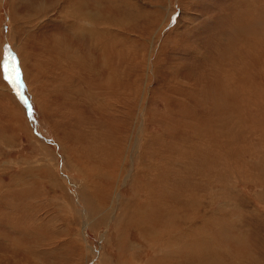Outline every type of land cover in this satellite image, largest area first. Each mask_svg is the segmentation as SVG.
Listing matches in <instances>:
<instances>
[{"label":"rangeland","instance_id":"374dc122","mask_svg":"<svg viewBox=\"0 0 264 264\" xmlns=\"http://www.w3.org/2000/svg\"><path fill=\"white\" fill-rule=\"evenodd\" d=\"M54 1L0 0V61L15 56L31 105L0 70V264H133L127 210L164 211L165 166L203 243L177 260L264 264V0H87L104 52Z\"/></svg>","mask_w":264,"mask_h":264},{"label":"bare ground","instance_id":"6f19581e","mask_svg":"<svg viewBox=\"0 0 264 264\" xmlns=\"http://www.w3.org/2000/svg\"><path fill=\"white\" fill-rule=\"evenodd\" d=\"M56 1V2H55ZM54 1V4H53V8L57 9L56 8V4L57 3H60V6H62V4L65 5L66 8H63V10L66 11V16H62L66 22V24L64 25L67 26L69 25V29L72 31V36L73 38L75 39H78V40H82L83 39V36L84 34L83 33H86L88 36H90L91 40H92V43H94L93 45L96 47V49L98 50H101L103 51V47L101 45V39L102 38V35L103 33H105L104 31H108V29L106 27H104V25L102 26L101 24H99L100 22H98L96 19H93L91 17V14H90V11L92 10H86L88 9V2L87 0H55ZM100 0H94V5L92 7H98L100 8ZM237 1V0H236ZM242 1V0H241ZM93 4V1H90ZM243 2V1H242ZM250 2V0H249ZM252 2V1H251ZM259 2V1H258ZM257 2V4H258ZM261 2V1H260ZM254 3V2H252ZM111 5V3H109ZM126 4V3H125ZM197 4V3H196ZM245 4V3H243ZM256 4V3H255ZM247 5V3H246ZM245 5V6H246ZM40 6V5H39ZM103 6V5H102ZM38 7V6H37ZM51 7V6H50ZM49 7V8H50ZM61 8V7H60ZM51 9V8H50ZM49 9V10H50ZM96 9V8H95ZM252 9V8H251ZM259 9V8H258ZM59 10V9H58ZM97 10V9H96ZM248 10V9H247ZM56 11V10H55ZM251 11V10H250ZM255 11V9H254ZM258 11V10H257ZM43 12V11H42ZM48 11L45 10V12H43L44 14H46ZM260 12V11H259ZM61 15L62 13H65V12H61ZM245 13V12H244ZM94 14V13H93ZM99 14V13H98ZM250 14H252V12H250ZM97 15V14H96ZM95 15V16H96ZM248 15V14H247ZM261 15V14H260ZM94 17V16H93ZM100 19H101V16H99ZM261 17V16H260ZM60 18V17H59ZM95 18V17H94ZM48 19V18H47ZM250 19V18H249ZM57 21V20H56ZM49 22V21H48ZM59 22V21H57ZM79 24V25H77ZM98 26V27H95ZM250 25V24H249ZM248 26V25H247ZM95 27V28H94ZM102 28V30L99 29ZM68 28V27H66ZM72 28V29H71ZM247 27L246 29H244V33H249L247 32ZM109 32V31H108ZM258 33V32H257ZM106 35V34H104ZM256 35V34H255ZM255 37V36H254ZM104 38V37H103ZM95 40V41H94ZM83 41V40H82ZM104 41V40H103ZM56 42V41H55ZM250 42V41H248ZM91 43V44H92ZM54 45V44H53ZM67 46V45H66ZM65 46V47H66ZM111 46V45H110ZM61 47V46H60ZM64 47V48H65ZM106 47V46H105ZM241 48L240 50H235L234 52H236L237 54H241V57H243L246 53V50L244 47H240ZM62 50V48L60 49ZM64 51V50H63ZM74 51V50H73ZM76 52V51H75ZM104 52V51H103ZM106 52V51H105ZM231 52V50H230ZM110 53V52H109ZM67 54V53H66ZM69 54V53H68ZM100 54V58L101 60L103 59L104 57V53ZM28 56V55H27ZM66 56V55H65ZM72 56V54H71ZM76 57V55H74ZM221 56V54H220ZM236 56V55H235ZM69 57V56H68ZM232 57V55H231ZM246 57V55H245ZM220 58V57H219ZM80 59V57H79ZM82 60V59H81ZM105 60V59H104ZM58 61V60H57ZM56 61V62H57ZM79 61V60H78ZM26 62V61H25ZM59 62V61H58ZM80 62V61H79ZM84 62V61H83ZM103 62V61H102ZM107 62V60H106ZM224 62V61H223ZM229 61H227L228 63ZM24 63V62H22ZM81 63V62H80ZM108 63V62H107ZM247 63V62H246ZM244 63V64H246ZM226 64V63H225ZM62 65V64H61ZM60 66V64H59ZM67 67V66H66ZM104 67V66H102ZM133 67V66H132ZM107 68V67H106ZM222 68V67H221ZM62 69V68H61ZM67 69V68H66ZM65 69V70H66ZM71 69V68H70ZM88 69V68H87ZM72 70V69H71ZM70 70V71H71ZM224 70H226L224 68ZM68 72V71H67ZM65 72V73H67ZM74 72V71H73ZM75 74V73H74ZM78 74V73H77ZM80 77V76H79ZM113 74L111 75V79H110V76H109V82H113ZM221 79V78H220ZM89 81V80H88ZM105 83V82H104ZM223 83H225L227 85V89H226V93L229 94V93H232V92H229V89L231 88L229 86L228 83L225 82V79H223ZM61 84V83H60ZM224 85V84H223ZM123 87V86H122ZM225 87V85H224ZM103 88H104V85H103ZM101 88V89H103ZM101 89H98V87L96 89L93 90V92H95V95L96 97H99L100 95V91ZM90 92V91H89ZM88 92V94H89ZM77 93V91H76ZM103 93V92H102ZM230 95V94H229ZM101 97V96H100ZM104 100V99H103ZM106 100V98H105ZM34 101V100H33ZM99 101V100H98ZM100 104H101V99H100ZM227 104V103H226ZM102 105V104H101ZM99 105V107L101 106ZM98 106V105H97ZM103 106V105H102ZM110 106V105H109ZM112 107V106H111ZM216 107V106H215ZM224 107V106H223ZM133 150V149H132ZM130 157V156H129ZM133 160V159H132ZM160 159H158L159 161ZM163 160V159H162ZM138 161V160H137ZM143 166L145 168H143ZM156 167V166H155ZM137 168V167H135ZM130 169V168H129ZM156 170H159L160 172L164 173V177L166 178V185L165 186H162L160 187L158 185L159 183V180H161V175H159V177H155L157 175H151L152 174V170H151V166L150 164L148 165H144V164H141L140 167L138 168V172H136V174H140V176L142 177V181H144V179H147V176L151 175L152 176V183H153V191L154 192H151L152 194L154 193V197L155 195L157 194L158 196V200L161 201L162 205L164 206V214L163 215V212L158 209V208H153L152 205L153 204V201L152 198L149 202H147L146 204H139L136 200H131V207L127 210L132 217H129V219H127V223L126 225L130 226L131 230H133L134 232H136V235H141V237L143 236L145 238V240L143 239V241H139V242H135V244L132 242L131 245L132 246H135V249H136V252H134L135 254L132 256V263L133 264H169L171 262L169 261H172L174 260V264H182V259H183V255L181 256V260H177L175 258V255H176V251H179V253H181L182 251L184 252V250H192L194 248V246L196 247V250L201 249V244L200 245V234L198 232V230H196V227L193 226V225H190V227H186L184 225V216L181 214L182 212V201L184 200L183 199V192H184V189L181 190V188H179V186H175L173 183H172V180H168L169 179V173L171 172L167 166L165 167H160V168H156ZM173 172V171H172ZM159 174V173H157ZM127 175V173L125 174V176ZM136 176V175H135ZM171 176V175H170ZM130 179V178H129ZM131 180V179H130ZM168 181V183H167ZM49 182V181H48ZM149 183V182H148ZM181 183V182H180ZM145 190H149L150 188V184H145ZM157 185L159 187H157ZM33 190V189H32ZM151 190H152V186H151ZM11 191V190H10ZM181 191V193H180ZM29 193V192H28ZM118 193V192H117ZM117 193L113 194V198L116 197V199H118V195ZM178 193V195H177ZM32 194V193H31ZM120 194V193H119ZM174 194H176L178 196V198H180V200H176L174 197ZM33 196V195H32ZM187 196V195H186ZM121 197V195H120ZM13 199V198H12ZM32 199V198H31ZM9 200V199H8ZM75 200V199H74ZM119 200V199H118ZM121 200V199H120ZM166 201H169V202H166ZM127 202V201H126ZM125 203V206L126 209L130 206L129 205V200H128V204ZM150 202L152 203V205L150 204ZM28 203V202H27ZM113 204V203H112ZM156 204V203H155ZM10 205V204H9ZM120 205V203H119ZM157 205V204H156ZM161 205V206H162ZM11 206V205H10ZM13 206V205H12ZM116 206V205H115ZM114 206V207H115ZM121 206V205H120ZM36 208V206H33ZM118 207V206H117ZM120 208L119 211H116V210H111V213L113 215V217L115 216H122L121 214H123V216L125 215V208ZM95 208V207H94ZM97 209V208H95ZM112 209V208H111ZM118 210V209H117ZM31 211V210H30ZM110 213V212H109ZM127 213V212H126ZM149 214H152V215H148ZM195 213H193V216ZM2 215V214H1ZM33 215V214H32ZM11 216V215H10ZM111 216V215H110ZM122 216V217H123ZM188 216V215H187ZM20 217V215H19ZM29 220V219H28ZM118 220V219H117ZM196 219L195 217L192 218L191 222H194ZM13 222V221H12ZM27 222V221H26ZM24 222V223H26ZM30 222V221H29ZM32 223V222H31ZM0 224H2V221L0 220ZM189 224V223H188ZM10 228L13 229V227L15 225H12L10 223ZM27 225V224H26ZM25 225V226H26ZM41 225V224H40ZM84 225H87V224H84ZM36 227V226H35ZM34 227V228H35ZM42 227V226H41ZM85 227V226H84ZM83 227V228H84ZM16 228V227H14ZM32 228V227H31ZM33 228V229H34ZM37 228V227H36ZM20 230V229H19ZM31 230V229H30ZM83 230V229H82ZM18 231V230H17ZM37 231V230H36ZM23 232V231H22ZM21 232V234H22ZM31 233V232H30ZM118 233V232H116ZM4 235V234H3ZM2 235V236H3ZM0 235V238L4 239L5 242H7V239L5 237H2ZM130 237V236H129ZM139 237V236H138ZM137 237V238H138ZM150 240H149V239ZM108 241V240H107ZM132 241V240H131ZM15 240H12L10 242V245L11 246H16V244L14 243ZM130 243V242H128ZM19 245V244H18ZM200 245V246H199ZM20 247V246H19ZM18 247V248H19ZM174 247V248H173ZM172 248L173 250V255L170 256L171 254L169 253V249ZM121 249V248H120ZM133 249V248H132ZM119 250V249H118ZM145 252L147 253H150L149 254H146ZM195 252V251H193ZM199 252V251H198ZM199 254V253H198ZM126 255V254H125ZM206 255H204L205 257ZM231 256V255H230ZM180 258V254L178 256ZM116 258V257H115ZM230 258V257H229ZM101 259L103 262L105 263H109L107 262L108 257L104 254H102L101 256ZM172 259V260H171ZM205 259V258H204ZM121 261V260H120Z\"/></svg>","mask_w":264,"mask_h":264},{"label":"snow or ice","instance_id":"6c2138e0","mask_svg":"<svg viewBox=\"0 0 264 264\" xmlns=\"http://www.w3.org/2000/svg\"><path fill=\"white\" fill-rule=\"evenodd\" d=\"M0 70L3 72V79L7 80L8 83L12 85L13 89L16 90L17 96L21 102L28 107L29 115H31V105L23 94L24 84L21 80L20 65L15 56L12 55L7 48L5 49L3 60L0 61Z\"/></svg>","mask_w":264,"mask_h":264}]
</instances>
